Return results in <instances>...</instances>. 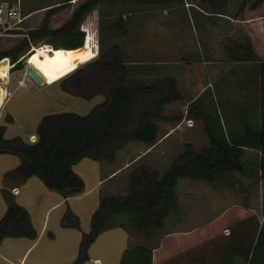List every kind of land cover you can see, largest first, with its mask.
<instances>
[{
    "label": "rangeland",
    "instance_id": "rangeland-1",
    "mask_svg": "<svg viewBox=\"0 0 264 264\" xmlns=\"http://www.w3.org/2000/svg\"><path fill=\"white\" fill-rule=\"evenodd\" d=\"M17 1L23 20H0V53L14 51L23 39L29 44L18 54L20 68L11 70L14 63L9 58L8 68L0 63V88L5 92L0 102V127H5V139L19 136L23 141L35 142L37 125L45 114L89 113L105 99L106 77L114 80L121 72L119 64H114L115 58L137 66L157 65L149 75L173 76L180 97L160 110L158 137L169 133L164 142L153 147L131 140L116 150L113 161L83 158L75 164L73 170L84 181L78 196L65 199L37 176L19 182L14 168L20 157L0 154V218L7 208V195L27 209L37 231L34 239L0 241V264H74L80 257L82 264H119L125 249L139 242L159 246L152 264H219L234 246L251 251L264 222V175L259 154L248 148L243 152L242 173L217 176L215 183L180 179L178 206L171 209L161 229L143 234L109 227L87 247L86 258L82 233L90 230L91 216L103 197L130 192V175L137 168L156 170L162 177L188 146L199 153L208 145L202 120L187 114L190 101L200 96L211 112L217 107L224 128L238 129L242 125L238 115H245L251 123L258 117L259 62L233 59L228 46L246 38L264 60V3L240 12V0H230L229 12L224 15L208 11L201 0H176L160 6L134 0H118L112 7L103 3V23L95 8L81 24L86 36L79 47L82 58L78 61L71 50L44 43L57 39L51 33L34 42L30 32L44 24L50 29L58 28L83 0ZM54 1L58 5L44 6ZM12 3L9 0L0 6L1 16L6 8L14 6ZM34 9V13L23 16ZM136 9H143V16H138ZM107 50L108 59H101L105 64H95ZM99 66L105 72L101 78ZM29 67L37 69L45 82L37 83L29 77ZM73 77L81 78L83 85L75 86ZM4 145L0 141V146ZM8 145L15 147L18 143ZM68 212L77 217L79 228L63 225ZM177 220L185 228L174 234ZM115 221L127 219L118 214ZM161 236L165 237L160 239ZM234 264L246 263L236 256Z\"/></svg>",
    "mask_w": 264,
    "mask_h": 264
},
{
    "label": "trees",
    "instance_id": "trees-1",
    "mask_svg": "<svg viewBox=\"0 0 264 264\" xmlns=\"http://www.w3.org/2000/svg\"><path fill=\"white\" fill-rule=\"evenodd\" d=\"M116 1L118 0H83L65 23L56 29H50L44 24L30 32L31 40L34 42L43 40L51 33L57 39L51 38L44 43L50 44L53 48L77 49L83 46L85 41L86 35L81 29L84 18L93 9L98 8L100 23H103V3L112 7ZM134 1L160 6L176 0ZM201 1L204 8L219 15L227 14L231 4L230 0ZM263 3L264 0H240L237 9L240 12L245 8L255 9ZM135 13L143 16L144 10L136 9ZM122 18L121 16L120 19ZM120 23L124 26V22ZM28 44L27 39H23L21 46L14 51L1 52L0 59L9 58L14 63L11 70L20 68L22 63L17 61L18 54ZM228 47L231 57L235 60L259 62L257 66L260 88L256 95L258 117L251 123L245 119V115H238V120L242 122L238 129L224 128L217 107L211 112L208 104L200 96L190 101L187 114L190 118L202 120L208 145L199 153H195L191 146H188L162 177L156 170L147 167L137 168L136 172L130 175V192L127 195L103 197L91 216L90 230L88 233H82L83 242L86 243L83 250L84 258L87 257V247L99 233L109 227L118 226L128 232L143 234H148L152 229H161L171 209L176 210L178 206L177 185L180 179L190 178L215 183L217 176L242 173L245 148L259 154V167L264 175V60L246 38L242 41H232ZM109 51L103 53L100 60L94 63L103 65L105 61L101 59L105 57L108 59ZM119 59L115 58L114 64H119L117 65L121 72L115 75L114 80L105 76L107 84V89L103 91L105 99L97 103L89 113L81 115L73 111H64L45 114L36 128L38 139L31 143L23 141L19 136L5 139L3 137L5 127H0V141L6 144L0 146V154L6 152L20 157V163L14 168V174L19 182L37 176L47 188L67 198L80 194L84 189L83 179L73 170V166L81 159L113 161L116 150L131 140L144 141L150 145L159 140L157 121L162 119L160 110L163 105L180 97L176 79L168 74L151 77L149 72L156 69L157 65L137 66L139 64H126ZM0 63L5 68L9 67L6 59L0 60ZM99 67L101 78L105 72L103 66ZM6 73L7 71L4 75ZM0 78L3 81V77ZM73 78L75 86L83 85L84 81L81 78ZM10 143L18 145L12 147L8 145ZM5 197L7 208L0 218V241L5 238H36L37 231L27 209L7 195ZM118 214H123L127 221L116 222ZM63 225L79 228V221L75 215L68 212ZM236 256L246 264H264V222L251 251L234 246L219 264H234ZM152 261L153 247L139 242L125 249L119 264H152ZM82 262L83 258L80 257L74 264Z\"/></svg>",
    "mask_w": 264,
    "mask_h": 264
},
{
    "label": "crops",
    "instance_id": "crops-1",
    "mask_svg": "<svg viewBox=\"0 0 264 264\" xmlns=\"http://www.w3.org/2000/svg\"><path fill=\"white\" fill-rule=\"evenodd\" d=\"M10 1H12L13 3L12 4H14V6L13 7H15V8H19L18 9V11L19 12H21V10H20V8H21V4H19V1H17V0H10ZM0 6L1 5H3V4H8L9 3V0H0ZM50 5H52V6H55V5H58V2H50V3H47V4H45L44 6L46 7V6H50ZM40 8H38L37 9V11L39 10ZM34 11H36V9H34V10H31V11H29V12H27L28 14L27 15H23V16H28V15H30V14H32V13H34ZM71 53H73V54H75V58L76 59H78V61L82 58L81 56H82V52L80 51V48H78V49H74V50H71L70 51ZM77 54V55H76ZM169 134V133H168ZM167 134V135H168ZM167 135H165V136H163V137H161V138H159V140L157 141V142H155L153 145H151V146H156L157 144H159V143H162V142H164V140H166V138H167ZM166 137V138H165ZM113 174V173H112ZM112 174H110V176L112 175ZM79 194H77V195H73V196H69V197H67V198H65V199H68V198H71V197H74V196H78ZM177 212V211H176ZM177 219H178V217H177ZM180 223V221L179 220H177V227L175 228L176 230H175V232H174V234L175 233H178V232H180V231H183V229L185 228V226L184 225H181V223ZM153 230V229H152ZM151 230V231H152ZM165 236H161V238L160 239H162V238H164ZM159 246H154V248H153V263H154V259H155V254H156V251H158L159 250V248H158Z\"/></svg>",
    "mask_w": 264,
    "mask_h": 264
},
{
    "label": "built area",
    "instance_id": "built-area-1",
    "mask_svg": "<svg viewBox=\"0 0 264 264\" xmlns=\"http://www.w3.org/2000/svg\"><path fill=\"white\" fill-rule=\"evenodd\" d=\"M0 12H2L1 7H0ZM2 18H5L4 22H6V20L8 18L15 20V22H17V23H19L23 20V17L20 16V12L15 7L6 8L5 13L2 14V16L0 15L1 21H2Z\"/></svg>",
    "mask_w": 264,
    "mask_h": 264
},
{
    "label": "water",
    "instance_id": "water-1",
    "mask_svg": "<svg viewBox=\"0 0 264 264\" xmlns=\"http://www.w3.org/2000/svg\"><path fill=\"white\" fill-rule=\"evenodd\" d=\"M2 59H6L7 62H9V59H8L7 57H3ZM2 59H0V60H2ZM27 73H28L29 77H31V78H32L34 81H36L37 83H43V82L41 81V79H39V78L35 75V73L33 72L32 69H28ZM0 99H1V88H0Z\"/></svg>",
    "mask_w": 264,
    "mask_h": 264
},
{
    "label": "bare ground",
    "instance_id": "bare-ground-1",
    "mask_svg": "<svg viewBox=\"0 0 264 264\" xmlns=\"http://www.w3.org/2000/svg\"><path fill=\"white\" fill-rule=\"evenodd\" d=\"M44 47H46V46H44ZM40 48H41V47H40ZM0 68H1V64H0ZM28 69H32L33 72L35 73V75H36L39 79H41V81H42L43 83L45 82V81L43 80V78L40 76V74L38 73V70H37V69H33V68H31V67H29ZM28 69H27V71H28ZM4 95H5V92H4L3 90H1V99H0V102L2 101Z\"/></svg>",
    "mask_w": 264,
    "mask_h": 264
}]
</instances>
